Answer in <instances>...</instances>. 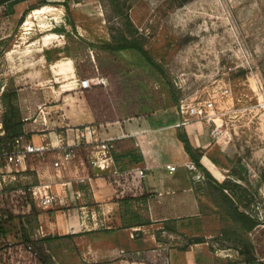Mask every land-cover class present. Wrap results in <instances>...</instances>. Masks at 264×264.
<instances>
[{"label":"rangeland","instance_id":"rangeland-1","mask_svg":"<svg viewBox=\"0 0 264 264\" xmlns=\"http://www.w3.org/2000/svg\"><path fill=\"white\" fill-rule=\"evenodd\" d=\"M110 1L48 0L47 5L55 8L53 12L35 16L30 26L25 22L33 10L23 21L21 18L31 6H39L40 0H26L29 8L20 18L1 16L4 8L0 9L1 118H9L6 103L19 94L20 87L24 93L41 98L43 89L53 86L46 82L47 74L40 75L34 84L23 78L19 83L5 80L6 73H18L5 64V52L12 46L27 48L49 39L62 49L48 56L53 60L72 58L76 73L77 67H86L94 77L81 80H90V87H111L110 78L102 71L114 74L112 88L118 97L119 112L174 110L179 112L181 122L190 119L189 123L195 122L191 127L204 128L205 148L197 151L201 163L209 164L207 169L218 181L238 184L235 192L240 209L261 223L251 233L244 232L213 201L211 179L196 165L199 177L193 171L197 177L195 192L202 217L195 222L184 221L187 226L179 237L183 247L199 238L203 241L200 244L208 243L213 252L230 256L233 261L256 257L264 264V0H121L133 23L134 39L152 59L157 67L154 71L137 51H109L108 45H124L127 35ZM27 29L33 31L27 35ZM46 34H50L48 39L41 41ZM125 64L128 71L123 70ZM39 68L42 72L45 67ZM23 72L20 70L24 76ZM56 86L58 89V83ZM140 98L148 105L142 106ZM210 102L213 108L207 107L206 119L182 112L190 105L204 107ZM182 127L180 131L186 133ZM17 170L12 167V176L6 174L7 180L0 181V196L6 199L9 210L7 215H0L5 229L0 237V264H43L40 255L46 264H86L81 259L78 239L64 240L56 234L45 240L48 232L41 228L40 216L47 213L48 206L42 199L39 204L32 195V188L40 184L30 168L26 172ZM141 204L139 200L132 203ZM192 224L198 226L196 238L190 234Z\"/></svg>","mask_w":264,"mask_h":264},{"label":"crops","instance_id":"crops-1","mask_svg":"<svg viewBox=\"0 0 264 264\" xmlns=\"http://www.w3.org/2000/svg\"><path fill=\"white\" fill-rule=\"evenodd\" d=\"M24 2L15 6L13 16L20 18L29 8ZM32 31L27 29V35ZM49 36L43 35L41 41ZM42 43L7 50L5 64L18 73H6L5 80L19 83L23 78L34 84L47 74L46 82L53 83L43 89L41 98L20 87L13 112L8 110V116L14 113L20 123L22 134L15 140L23 137L28 139L26 144L45 147L28 155L18 167L23 172L30 168L40 184L37 187L48 188L47 193L54 197L53 203L46 205L47 213L40 216L41 228L48 232L45 240L56 234L64 240L78 239L86 264H246L213 252L208 243H195L194 239L184 248L179 239L187 226L184 221L202 217L195 192L197 171L186 166L197 164L186 152L179 133L183 126L193 148L203 149L204 128L191 127L195 122L182 125L174 110L97 125L84 89L77 87L81 79L73 59L53 60L48 55L60 53L62 48L49 39ZM40 65L45 67L42 72ZM56 162L62 166L55 167ZM171 165L176 166L173 173L168 169ZM140 169L145 172L143 178L135 174ZM34 200L39 203L41 197ZM135 200L143 204L132 205ZM191 226L190 234L198 237V226ZM167 233L169 237L164 236Z\"/></svg>","mask_w":264,"mask_h":264},{"label":"trees","instance_id":"trees-1","mask_svg":"<svg viewBox=\"0 0 264 264\" xmlns=\"http://www.w3.org/2000/svg\"><path fill=\"white\" fill-rule=\"evenodd\" d=\"M26 0H0V9L4 8L1 16L9 17L15 14V6L21 2H24ZM48 0H40L39 6H31L27 11H25L24 15L21 18V21L24 20V16L26 13L30 12L31 10H34L42 5H47ZM111 8L113 13L116 17L120 19L121 24H123V29L125 28L127 31V35H124L125 43L121 47H115L114 45H108L109 51L114 54L119 49H132L134 51H137L139 55H141L143 58H145L148 62L149 67L154 71L156 70V66L154 65L152 59L149 58L147 52L138 44V42L134 39V26L130 19L129 14L125 11V8L121 4V0H111L110 1ZM0 16V17H1ZM119 64V63H117ZM121 65V64H119ZM124 71H128V67L123 66ZM89 70L87 68H80L77 67V73L80 79H90L92 74H89ZM103 76L110 78L111 80V87L106 88L103 84H98L96 86H92L88 89H84V94L86 97L87 102L89 103L96 119V124H106L108 122H115V121H123L125 119L134 118V117H140L143 115H147V111H135L136 109H131L130 111H121L119 112V109L116 107V102L118 101L117 95L114 93L112 86L114 85V74L112 73H105L104 70L102 71ZM89 75V76H88ZM94 77V76H93ZM92 77V78H93ZM139 87L141 89L143 88L140 83ZM108 90V92H107ZM7 95V94H6ZM15 97L12 98L10 101V104L7 102L6 105L8 108H10L13 112V101L17 99V95H14ZM6 97V96H5ZM4 98V97H3ZM140 102H142V106H145L144 104L148 105L140 98L138 99ZM9 110V109H8ZM120 113V114H119ZM3 123L6 130V135L2 138H0V145L5 146L7 149H12L11 144L14 143L15 138L20 136L22 132H20V123L15 119L14 113L11 114V117L8 119H5L3 117ZM180 140L184 143V148L190 158L199 166L202 168L208 177L211 179L210 181V191L213 201L223 207L225 214L244 232L251 233L252 231L256 230L260 226V222L255 219L252 215H250L248 212L243 211L240 209L238 205L237 195H236V188L239 187L238 184L233 182H220L217 179H215L212 175V173L201 163L200 161V153L198 149H194L192 144L190 143L187 135L185 133H179ZM28 139H24L23 144H26ZM142 160V158H141ZM138 160V161H141ZM230 190L231 193H227L226 191ZM9 213V210L7 208V201L5 198H2L0 196V215L5 214L7 215ZM12 216V214L10 213ZM5 229L2 227L0 223V237L4 233ZM25 241L27 243H30V237L25 235ZM201 239H195V243H201ZM253 248L254 244L252 243ZM40 261L43 264H46L45 258L40 255L39 256ZM246 264H261L258 258L256 257H250L244 261Z\"/></svg>","mask_w":264,"mask_h":264},{"label":"built area","instance_id":"built-area-1","mask_svg":"<svg viewBox=\"0 0 264 264\" xmlns=\"http://www.w3.org/2000/svg\"><path fill=\"white\" fill-rule=\"evenodd\" d=\"M91 86L90 80H81L80 81V87L82 89H87ZM207 107L212 109L213 108V103L210 102L204 107H195V105H190L187 109H182V112L186 114L189 117L197 118V119H206L208 114H207ZM184 108V107H183ZM40 112L42 113L43 111L40 108ZM212 119V117H210ZM210 119V120H211ZM190 122V119L184 118V120L181 122L182 125H186ZM6 135V130L4 127L3 120L1 118L0 114V138L4 137ZM23 137L17 138L14 143L11 144L12 149H7L5 146H3L0 149V181L5 182L7 180L6 174L10 171H12V167H16L18 169L19 166H21L25 161L28 155H33L38 152H42L45 147H39L34 144L28 143V144H23ZM106 148V146H103ZM65 158L67 160L70 159V155H66ZM62 164L60 162L55 163V167H60ZM186 166L191 170V171H197L198 172V167L194 163H187ZM105 167V166H104ZM6 169V172L4 171ZM168 169L170 173H173L176 171V166L171 165L168 166ZM13 172V171H12ZM136 175H138L140 178H143L145 176V172L143 169L137 170L135 172ZM10 175V174H7ZM198 177H199V172H198ZM2 178V179H1ZM0 182V183H1ZM48 188L46 187H34L32 188V195L35 198H38L39 196L42 199L43 205H48L53 203L54 197L47 193ZM45 192V196L43 193Z\"/></svg>","mask_w":264,"mask_h":264},{"label":"bare ground","instance_id":"bare-ground-1","mask_svg":"<svg viewBox=\"0 0 264 264\" xmlns=\"http://www.w3.org/2000/svg\"><path fill=\"white\" fill-rule=\"evenodd\" d=\"M42 7V8H41ZM39 8H36L33 10V12L30 14V16L28 17V19L25 22L26 26H30L33 23V18L36 17H40L42 14L48 13V12H53V10L55 9L53 6L51 5H44L41 6ZM31 12V11H30ZM50 14V13H49ZM45 18V17H44ZM40 20V19H39ZM43 20L40 21V24H42ZM29 28V27H27Z\"/></svg>","mask_w":264,"mask_h":264}]
</instances>
